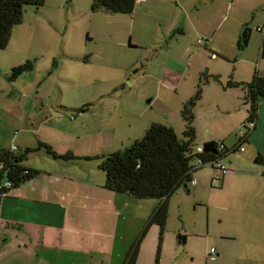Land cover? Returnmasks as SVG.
<instances>
[{
    "label": "rangeland",
    "instance_id": "obj_1",
    "mask_svg": "<svg viewBox=\"0 0 264 264\" xmlns=\"http://www.w3.org/2000/svg\"><path fill=\"white\" fill-rule=\"evenodd\" d=\"M206 1L211 5L209 0ZM139 3L134 21L131 14L92 11L91 0H45L42 7L27 6L22 22L13 28L7 46L0 48V103L6 100L5 106L8 107L0 117V148L7 146V139L14 142L19 132L18 105L22 107L39 102L47 104L53 114L60 117L61 122L55 129H47L46 125L41 129L42 135L54 138V143L64 142L65 139L60 138L62 132L69 130V126H79L82 117L87 119L90 115L96 118H90L92 124L83 137L91 146L106 144L107 141L112 144L116 138L114 147L108 145L110 151L128 146L135 134L141 136L143 124L149 119L173 126L180 135L183 129L180 110L190 96L188 84L193 76H198V83L202 73L206 75L202 86L206 90L202 91V97L194 108L197 114L195 126L199 132L196 143L200 144V133L206 132L204 126L219 134L229 132L230 141L235 137L233 128L241 122H238L239 113L221 107L225 102L235 100L232 90L237 87L229 86V81H249L255 72L259 73L258 69L264 72V57L260 56L263 32L257 29L264 26V0H226V8L222 11L219 7L217 17L202 8L203 15L195 24L196 29L191 30L185 40L187 51H180L184 64L179 66L172 62L167 64L158 54L153 57L156 50H163L170 56L177 49L174 39L170 47L159 44L170 32L168 16H164L166 0H152L146 6ZM142 7L145 11L138 14ZM209 19L210 22L215 20L216 24L219 22V28L212 33L203 27ZM240 19L248 24L240 29L239 36L245 27L251 29L248 42L242 47L237 45L231 33ZM209 34H212L214 43L222 45L218 46L221 53L200 45L202 40L198 37L211 40ZM213 50L217 52L215 56ZM150 55L152 60L148 59ZM189 59L191 70L187 80L180 76L181 85L177 90L169 87L167 80L160 79L166 69L171 72L173 69H178L177 72L183 70L182 75L187 73ZM196 62L201 64L204 72L200 73L197 68L193 70ZM208 81L210 84L206 85ZM219 85L231 90L227 93L220 91L219 94L211 90L213 87L221 89L217 88ZM6 94H9L8 98H4ZM215 99L217 105L213 103ZM81 106L84 107L82 111H70ZM101 120L110 128L123 123V128L118 129L115 137L109 129L107 135L100 134L94 142L91 134L98 131L91 132L93 123L101 127ZM125 122L132 125L126 127ZM241 125L236 129L238 133ZM41 132L37 133L38 137ZM67 143L70 149L71 144ZM76 143L77 139L72 150ZM88 146L84 147L86 151ZM224 160L227 163L226 157ZM241 179L247 181L243 176H234L224 192L207 181L197 188L188 183L187 188L180 186L171 194L163 232L161 264H264V246L261 245L264 240L263 236L258 239L257 232L253 231V217L245 216L252 230L245 229L246 235L242 230L238 233L239 226L244 224V214L253 210L251 204L244 211L241 208L242 213L238 208L243 193L239 186L247 184L239 182ZM244 196L247 200L251 197L247 192ZM152 200L142 202L151 203ZM3 232L0 229V233ZM6 236V244L4 237H0V264H38L39 259L40 264H52L56 252L46 249L37 257L28 254L36 248L34 244L21 256L20 253H12L3 258L7 249L18 246L15 238L10 234ZM178 236H184L185 242H179ZM211 247L217 254L221 253L217 262L214 260L216 252L211 253ZM94 264H99L98 257Z\"/></svg>",
    "mask_w": 264,
    "mask_h": 264
},
{
    "label": "crops",
    "instance_id": "obj_2",
    "mask_svg": "<svg viewBox=\"0 0 264 264\" xmlns=\"http://www.w3.org/2000/svg\"><path fill=\"white\" fill-rule=\"evenodd\" d=\"M150 1L152 0H137V4L141 2V6L142 4L146 6ZM209 2L211 5L207 4L206 0H166L164 16H168L170 32L159 44L170 47L174 39L177 42V49L170 56L163 50L160 52L156 50L153 57L158 54L165 59L167 64L172 62L177 66H179L178 64L183 65L184 60L180 58V51L182 49L187 51L188 47L185 46V40L189 37L191 30L196 29L195 24L200 21V17L203 15L202 8L208 9V14L216 17L219 7L222 8V11L226 8L224 7L226 0H209ZM136 5L131 14L132 21H134L136 14ZM141 10L137 11L138 14L143 13V10L145 11L144 7ZM213 16H210V19H213ZM210 19L209 23L204 24L203 27L212 33L213 30L219 28V22L216 24L215 20L210 22ZM245 24H248V22L240 19L234 25V30L231 33L236 41L240 29ZM208 36L211 40L198 37L202 40L200 45L221 53L219 47H222V45L217 42L214 43L212 34ZM135 46L138 45L135 44ZM214 50L215 56L217 52ZM149 58L152 60V55L148 56ZM189 65L190 67H187V73L184 72V75H182L183 70L177 72L178 69L176 71L173 69L171 72L166 69L160 79L162 81L167 80V85L177 90L178 86L181 85L180 76H182L181 79L187 80L188 72L191 70L190 59ZM200 67L201 64L196 62L193 70L197 68L202 73L203 69ZM258 72L264 75V72H260L259 69ZM197 79L198 76L197 78L193 76L190 79L187 89L190 93L189 97L195 91ZM246 81L248 80H237V82ZM208 84H210V81L206 85ZM236 87L237 89L232 90L235 94V100L230 101V103L225 102L221 108L232 113H239L238 122L241 121L242 124L247 118L249 109L248 104L243 100L244 92L242 88L239 85ZM217 88L221 89L213 87L211 90H214L217 94L220 91L227 93L231 90L224 86ZM8 95L6 94L4 98H8ZM6 102V100H2L0 103V117L8 109L5 106ZM213 103L217 105V100L215 99ZM18 106L19 113L16 118L19 120V125H17L19 126V132L16 133L17 136L14 142L11 143L9 139L6 140L7 146L4 148L15 146V151H23L24 148L34 146L41 141L51 145L59 153L70 151L83 157L109 152L108 145L114 147L116 138L112 141V144L107 141L106 144L91 146L90 142L88 143V140L83 137L85 130L89 129V124H92L90 118L95 120V116L90 115L87 119L82 117L83 119L78 123L79 126H69L67 128L69 130L62 132L63 135L60 138L65 139L64 142L54 143V138L48 134L42 135L41 129L45 125L48 126L47 129H55L61 122L60 117L54 115L51 108L43 102L22 107ZM7 117L8 115L5 119ZM194 120L196 124L197 114L195 111ZM152 121V119L147 120L143 124L142 131L147 128L146 124ZM239 124L233 128L235 137L231 141L229 132L219 134L204 126L206 132L200 133L199 145L210 141L220 145L219 141H221L230 151L242 134V131H239V133L238 130L236 131ZM95 125L96 122L93 123V131H91H98V133L91 134L94 142L100 134L107 135L109 129H112L115 137L118 129L123 128V123H118L110 128L111 126L105 125L104 120H101V127ZM124 125L130 127L132 123L125 122ZM171 127L174 129L173 126ZM77 129H79L78 133ZM39 132L41 134L38 137L37 133ZM76 133L77 143L74 150H72ZM197 134L199 137V132ZM139 137L135 134L134 139ZM67 142L71 144L70 149L67 148ZM79 144L81 145L79 146ZM85 146H88L87 151L84 148ZM229 154L233 155L230 156ZM226 158L228 159L227 163L224 159L223 161L230 170L222 173L216 166L203 165L193 174L195 184H189L197 188L202 187L208 181L210 185L219 186V190L224 192L226 185L232 183L234 176H243L247 181L241 179L239 182H247V184L239 186L243 188V193L238 208L242 213L251 204L252 212H247V215L244 214L243 217H253L251 219L255 221L253 231L257 232L258 239L263 236L262 239L264 240V226H261L264 225V99L258 103L255 126L248 133L246 142L243 143V150L230 151L227 153ZM89 161L95 163H89ZM24 165L39 172L34 177L9 190L0 199V229L8 232L0 233V237H4L3 242L6 244L5 241L8 239L6 234H10L17 240L18 245L16 249H7L3 254V258L10 256L12 253H20L21 256L23 252L31 250V245L34 244L36 248L31 253L28 251V254L37 257L42 255L46 249L49 250L48 252H56L52 257V264H94L97 257L99 258V264H127V251L139 237L157 202L152 199H136L127 194L117 193L105 188L104 173L98 168V161L95 159L62 160L52 158L42 151H38L27 156ZM246 192L251 196L249 200L244 196ZM143 200H152L153 202L143 203ZM243 221L244 224L241 227L239 226L238 233L242 230V234L246 235L245 229L252 230V228L247 225L246 217L243 218ZM150 233L153 236L151 240H149ZM229 235H233V233H229ZM183 237L178 236V241L182 240L184 243L185 238ZM163 241L162 235L158 251V226L154 224L148 226L145 235L138 242L137 255L133 264H161ZM262 243L261 245L264 246V241ZM220 254L216 255L214 259L216 262ZM38 261V264H40V259Z\"/></svg>",
    "mask_w": 264,
    "mask_h": 264
},
{
    "label": "trees",
    "instance_id": "obj_3",
    "mask_svg": "<svg viewBox=\"0 0 264 264\" xmlns=\"http://www.w3.org/2000/svg\"><path fill=\"white\" fill-rule=\"evenodd\" d=\"M44 3L45 0H0V48L7 46L12 30L22 22L27 6L39 8ZM136 4L137 0H91L90 9L106 13L132 14ZM262 32L260 56L264 57V31ZM237 45L244 46L241 36L237 40ZM205 79L206 75L202 73L193 95L182 104L180 116L183 121V130L180 135L169 124L152 121L139 138L134 139L123 149L92 156L80 157L70 151L59 153L51 145L41 141L34 146L24 148L23 151L0 148V199L9 190L39 172L24 165L25 158L38 151L62 160L95 159L98 161V168L104 173L105 188L136 199H153L157 202L139 237L127 251L126 263L133 264L137 255L138 242L145 235L148 226L153 224L159 229V251L168 215V199L171 194L180 186L187 188L194 172L202 167H197L195 162L210 161L213 164L220 161L225 165L222 161L227 153L239 150L246 142L248 133L255 126L258 103L264 99V75L255 72L249 81H229V86L239 85L242 88L243 100L248 104L249 113L241 125L242 134L230 151L221 141H219L220 145L211 141L214 152L204 151L202 145L196 143L194 108L202 97ZM83 106L71 108L70 111H82ZM251 123L253 126L250 125ZM198 146L202 147V151L197 150Z\"/></svg>",
    "mask_w": 264,
    "mask_h": 264
},
{
    "label": "built area",
    "instance_id": "obj_4",
    "mask_svg": "<svg viewBox=\"0 0 264 264\" xmlns=\"http://www.w3.org/2000/svg\"><path fill=\"white\" fill-rule=\"evenodd\" d=\"M257 29L260 30V31H264V26H259V27H257ZM200 41H201V40H199V42H200ZM250 125L253 126L252 123H251ZM11 149H12V150H15L16 147H15V146H12ZM197 150H198V151H202V147H201V146H198V147H197ZM241 150H243V146H241V147L239 148V151H241ZM195 165H196L197 167H198V166H203V165H211V166L214 165V166L218 167L222 173H224V172H226V171L229 170V168L226 167V166H225L223 163H221L220 161H217V162H215V163H213V164H212V162H210V161H209V162H205V163L195 162ZM195 182H196L195 179L192 178V180L190 181V184L194 185Z\"/></svg>",
    "mask_w": 264,
    "mask_h": 264
},
{
    "label": "water",
    "instance_id": "obj_5",
    "mask_svg": "<svg viewBox=\"0 0 264 264\" xmlns=\"http://www.w3.org/2000/svg\"><path fill=\"white\" fill-rule=\"evenodd\" d=\"M250 32H251V29L249 27H245V29L243 30V32L241 34L243 45H246L247 44L248 39H249ZM211 146H212L211 141L210 142H207V143H204L202 145L204 151L214 152V149H212Z\"/></svg>",
    "mask_w": 264,
    "mask_h": 264
},
{
    "label": "flooded vegetation",
    "instance_id": "obj_6",
    "mask_svg": "<svg viewBox=\"0 0 264 264\" xmlns=\"http://www.w3.org/2000/svg\"><path fill=\"white\" fill-rule=\"evenodd\" d=\"M180 242H182V243H183V241H182V240H181ZM213 252H216V251H215V249H214V248H211V253H213ZM216 255H217V253H216ZM216 255H215V256H216ZM212 257L214 258V256H212Z\"/></svg>",
    "mask_w": 264,
    "mask_h": 264
}]
</instances>
